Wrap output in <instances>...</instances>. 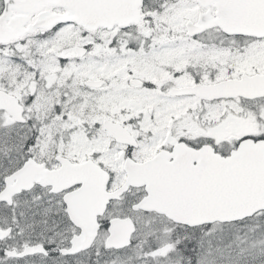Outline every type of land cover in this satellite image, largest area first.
I'll list each match as a JSON object with an SVG mask.
<instances>
[{
  "label": "snow or ice",
  "instance_id": "1",
  "mask_svg": "<svg viewBox=\"0 0 264 264\" xmlns=\"http://www.w3.org/2000/svg\"><path fill=\"white\" fill-rule=\"evenodd\" d=\"M0 264H264V0H0Z\"/></svg>",
  "mask_w": 264,
  "mask_h": 264
}]
</instances>
